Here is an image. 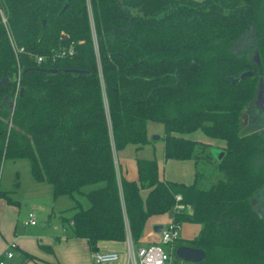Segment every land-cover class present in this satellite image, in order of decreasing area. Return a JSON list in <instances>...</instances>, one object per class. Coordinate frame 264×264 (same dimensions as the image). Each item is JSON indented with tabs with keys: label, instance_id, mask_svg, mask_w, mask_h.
Listing matches in <instances>:
<instances>
[{
	"label": "trees",
	"instance_id": "1",
	"mask_svg": "<svg viewBox=\"0 0 264 264\" xmlns=\"http://www.w3.org/2000/svg\"><path fill=\"white\" fill-rule=\"evenodd\" d=\"M248 33L252 45L240 53L235 43ZM5 77L0 162L26 158L53 197L73 198L62 222L92 251L100 240L136 243L150 216L171 211L174 223L202 225L193 238L165 244L172 264H264V215L256 204L264 190V129L241 132L260 78L264 87L262 0H0ZM150 121L163 126L165 159L197 163L206 144L184 136L196 130L223 140L216 163L223 177L200 187L197 168L190 183L163 180L157 159L140 156L137 179L119 174L117 152L149 143ZM0 198L18 203L6 190ZM178 245L201 248L205 257L181 261Z\"/></svg>",
	"mask_w": 264,
	"mask_h": 264
},
{
	"label": "crops",
	"instance_id": "2",
	"mask_svg": "<svg viewBox=\"0 0 264 264\" xmlns=\"http://www.w3.org/2000/svg\"><path fill=\"white\" fill-rule=\"evenodd\" d=\"M149 135L150 133L148 132ZM152 141L149 139V143L139 149L134 145H128L118 151L116 163L119 165V174H122L127 179L135 180L137 179L135 156L145 158L155 157L157 159L160 179L176 180L186 183L192 182L194 175L191 178L193 171V163L191 161L193 160L165 159L163 157V143L156 147ZM150 146H152V154L150 152ZM42 188L38 185L35 190L39 191ZM43 190L47 192L48 188H43ZM140 191L141 196L145 197L147 188H143ZM63 196L67 195L53 197L52 201L46 205L38 201H32V205L41 210V217L42 219L44 218L43 222L45 223H41L39 225L40 227L29 232L17 231V215L14 213H12L6 222L0 220V254L5 250H14V252L12 251L13 256L6 261V264H51L55 261L61 264H94L93 254L95 251L91 250L87 240L82 237L72 236L71 229L62 222L61 215H64V211L66 212L67 209L74 205L71 204L69 199H64ZM67 198L71 197L67 196ZM3 206L2 204L0 205L1 208ZM170 220L171 216L168 212L152 215L146 220L142 235L136 243H133L129 236L124 241L100 240L97 244L96 251H111L118 254L117 260L105 264H128L130 259L128 238L130 239L133 250L151 243H157L160 237V231L154 228L155 225L164 227ZM33 225H36V222ZM201 228V224L191 223L189 232L181 238L191 239L199 233ZM47 245L51 249L45 247ZM23 251L32 254L35 258L24 260ZM22 260L24 261L22 262Z\"/></svg>",
	"mask_w": 264,
	"mask_h": 264
},
{
	"label": "rangeland",
	"instance_id": "3",
	"mask_svg": "<svg viewBox=\"0 0 264 264\" xmlns=\"http://www.w3.org/2000/svg\"><path fill=\"white\" fill-rule=\"evenodd\" d=\"M262 4L264 6V0H262ZM251 45L252 37L249 33L244 36L243 40H238L235 43V47H237V51L240 53L243 50L250 48ZM249 51L250 57L253 58V56H255L254 49ZM258 94L259 93L257 91V94L254 97L253 101L250 102L242 112L241 132H250L253 130L259 131L264 129V99L258 97ZM147 128L148 132L150 133L148 138L150 139V141L153 140L152 142L154 143V146L157 147L162 143V124L150 121L149 125L147 124ZM184 136L206 144L203 156L201 155L202 153H200L199 157H197V163H195L193 159V161H191L193 163L191 178L193 177L197 168L201 169L202 176L198 181V186L208 188L212 184H214L218 180V178L223 177V174L216 167V163L218 161L216 158V152L218 151L219 147L221 148L224 145V141L208 137L200 130L187 133ZM150 152L152 154V146H150ZM38 185L43 188H48V191L45 192L43 188L39 191H36L35 188ZM89 188V186H85L83 189L87 190ZM0 189L9 191V195L11 196V198L18 201L17 204H10L6 203L3 198H0V205H4L3 208L0 207L1 221L6 222V220L11 217L12 213H14L15 215H17L16 228L18 232H29L40 227L39 225L41 223H45L43 222L44 218L42 219L41 217V210L36 206H33L32 201H38L39 203H42L44 205L50 203L53 198L52 186L47 182H38L33 179L30 172L29 162L26 158H18L14 160L5 159L0 162ZM63 197L64 199H69L71 204H75V200L73 198H67V196ZM76 197L82 200L85 204L87 203L84 197ZM256 204L260 209L258 212L261 215H264V190L260 194H258ZM31 212H33L34 214L36 225L25 223V221H29ZM71 213L72 210L67 209L63 214L65 216H69ZM66 226L71 229L68 224H66ZM190 227L191 223H189L188 221L179 222L177 224V236L180 238L184 237V235L189 232ZM160 239L161 237H159L157 244L164 248H167V245L162 244ZM11 251L14 252L13 249H11ZM172 263L173 262H171L170 260L169 264Z\"/></svg>",
	"mask_w": 264,
	"mask_h": 264
},
{
	"label": "built area",
	"instance_id": "4",
	"mask_svg": "<svg viewBox=\"0 0 264 264\" xmlns=\"http://www.w3.org/2000/svg\"><path fill=\"white\" fill-rule=\"evenodd\" d=\"M3 23H6V18L2 16ZM9 40L11 42L13 50L15 53L21 51L22 48L15 45L14 41L11 38V35L8 31ZM72 51L70 50L69 53ZM61 52L60 54H63ZM37 62L43 60V56H37ZM25 223L34 224V215L30 213L29 221ZM160 241L162 244L170 243L173 239L177 238V223L170 222L161 228L160 230ZM129 241V261L128 264H169L171 260V250L160 246L157 243H151L146 246L138 247L136 250H133L130 239ZM13 256L11 250H5L0 254V264H6V261ZM118 254L116 252L109 251H95L93 254V263L94 264H105L117 260Z\"/></svg>",
	"mask_w": 264,
	"mask_h": 264
},
{
	"label": "water",
	"instance_id": "5",
	"mask_svg": "<svg viewBox=\"0 0 264 264\" xmlns=\"http://www.w3.org/2000/svg\"><path fill=\"white\" fill-rule=\"evenodd\" d=\"M66 5H64V7L61 9V11H63L65 9ZM258 63V61H257ZM259 64V63H258ZM73 71H77V70H73ZM252 71L251 70H247L242 72L239 77H229V79L232 82H235L236 80H238L239 78H243L245 76L251 75ZM7 81V77L3 78L0 80V85L3 84L4 82ZM23 88L19 89V92H22ZM258 97H261L262 99H264V87H263V82H262V78L259 79V83H258ZM155 138V137H154ZM218 152V155H217ZM216 152V158L217 160H219L222 155H223V150L222 149H218V151ZM169 215L171 216V211L169 212ZM157 231L161 230V225H155L154 227ZM175 256L180 259L181 261H185V262H190V263H197L200 262L204 259L205 257V252L198 247H193V246H189V245H178L175 248Z\"/></svg>",
	"mask_w": 264,
	"mask_h": 264
}]
</instances>
